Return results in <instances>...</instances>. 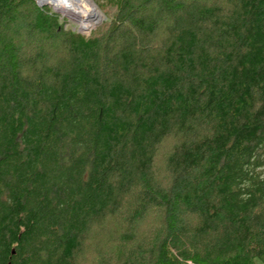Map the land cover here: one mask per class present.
<instances>
[{"label":"trees","instance_id":"trees-1","mask_svg":"<svg viewBox=\"0 0 264 264\" xmlns=\"http://www.w3.org/2000/svg\"><path fill=\"white\" fill-rule=\"evenodd\" d=\"M94 1L116 18L86 38L0 0V264H79L112 217L96 264H264V0Z\"/></svg>","mask_w":264,"mask_h":264},{"label":"rangeland","instance_id":"rangeland-1","mask_svg":"<svg viewBox=\"0 0 264 264\" xmlns=\"http://www.w3.org/2000/svg\"><path fill=\"white\" fill-rule=\"evenodd\" d=\"M34 1L37 3L39 8H50L57 14L62 15L63 20L66 21L67 28L85 36L86 38H89L90 36H93L98 33L101 34L103 30H106L112 26L116 18V7L101 2L98 5L94 0H90L97 12L99 13V16L94 20V23L92 25L83 26L82 22L74 15H70L56 10L51 4H44L41 3L39 0ZM22 30L23 31H17L14 33L16 34V36H19L18 43L23 44L24 48L27 49L28 52L36 51L42 43L39 44V40H35L34 37L22 33L24 32V29ZM59 45L60 44H58L57 46L56 44L54 46V53L48 52L52 55L53 58L57 56L59 57V55L61 54V50L59 48L55 51V48L59 47ZM25 49L23 50V52L25 51ZM171 147L172 140H169L160 147L159 161H157V164H160V168H162L161 164L163 162V158L166 152L169 151ZM159 228V216L156 213H152L140 223V226L137 227L136 238L141 241H147L148 239H152ZM128 231V227L122 226L120 218L115 217L106 220L101 225H97L85 243L84 253L80 257L79 264H96L97 261L103 259L106 260L107 258L111 260L119 259L121 257L120 253H122L124 248L128 246V243L124 242V237L122 236V234Z\"/></svg>","mask_w":264,"mask_h":264},{"label":"bare ground","instance_id":"bare-ground-1","mask_svg":"<svg viewBox=\"0 0 264 264\" xmlns=\"http://www.w3.org/2000/svg\"><path fill=\"white\" fill-rule=\"evenodd\" d=\"M44 4H51L56 10L74 15L83 26L92 25L99 16L90 0H39Z\"/></svg>","mask_w":264,"mask_h":264}]
</instances>
